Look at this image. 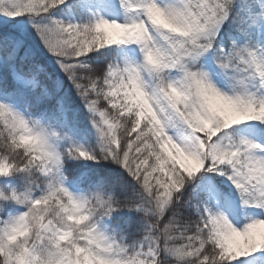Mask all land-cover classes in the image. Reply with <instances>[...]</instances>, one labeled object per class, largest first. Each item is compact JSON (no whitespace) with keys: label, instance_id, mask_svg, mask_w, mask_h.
Segmentation results:
<instances>
[{"label":"snow or ice","instance_id":"snow-or-ice-1","mask_svg":"<svg viewBox=\"0 0 264 264\" xmlns=\"http://www.w3.org/2000/svg\"><path fill=\"white\" fill-rule=\"evenodd\" d=\"M0 264H264V0H0Z\"/></svg>","mask_w":264,"mask_h":264}]
</instances>
